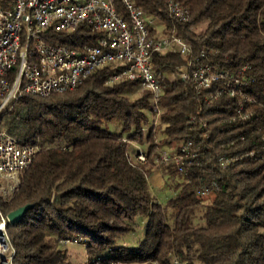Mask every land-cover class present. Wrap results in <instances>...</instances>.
<instances>
[{
	"label": "trees",
	"instance_id": "obj_1",
	"mask_svg": "<svg viewBox=\"0 0 264 264\" xmlns=\"http://www.w3.org/2000/svg\"><path fill=\"white\" fill-rule=\"evenodd\" d=\"M132 1L165 36L174 30L190 53L152 56L158 115L149 91L133 96L137 82L106 83L118 72L112 66L72 91L24 96L0 114V129L37 147L11 200L0 198L3 216L32 205L7 225L13 264H71L58 248L68 238L87 248L93 264H264V0H177L186 21L169 14L167 0ZM99 38L86 24L42 35L71 48ZM199 68L215 79L196 90ZM187 143L191 152H182ZM156 167L175 191L163 206L148 186ZM138 222L137 244H118Z\"/></svg>",
	"mask_w": 264,
	"mask_h": 264
},
{
	"label": "built area",
	"instance_id": "obj_2",
	"mask_svg": "<svg viewBox=\"0 0 264 264\" xmlns=\"http://www.w3.org/2000/svg\"><path fill=\"white\" fill-rule=\"evenodd\" d=\"M119 3L125 17L117 12L115 0H10L8 8L0 7V114L10 112L24 96L44 98L72 91L94 71L112 66L118 72L106 83L137 82L140 89L149 91L152 111L158 115L161 89L152 72V56L175 53L185 57L190 48L174 30L167 36H150L149 30L158 27L157 19L141 12L132 0ZM167 9L178 21L189 17L177 0H167ZM82 24L100 34L94 46L71 48L42 39L46 31L71 33ZM179 77L187 78L184 73ZM192 78L196 90L208 88L215 79L207 68H199ZM181 150L191 152L190 143ZM36 152V146L19 145L0 129V198L4 202L11 200L20 174L30 166ZM172 159L175 165L181 164L180 159ZM137 160L143 162L144 157L138 155ZM161 161L167 163L169 155L163 152ZM220 162L225 164L222 159ZM7 225L6 216L0 212V264H13ZM60 243L76 245L79 241L68 238ZM172 264L182 263L174 259Z\"/></svg>",
	"mask_w": 264,
	"mask_h": 264
},
{
	"label": "rangeland",
	"instance_id": "obj_3",
	"mask_svg": "<svg viewBox=\"0 0 264 264\" xmlns=\"http://www.w3.org/2000/svg\"><path fill=\"white\" fill-rule=\"evenodd\" d=\"M157 27V33L156 36H165L163 32V28L159 23ZM196 33H201L203 30V24H200L194 28ZM141 89L137 88L134 92V97L138 96L140 94ZM153 122L152 126H155L158 124V118L154 117L151 119ZM106 127L112 131V125H106ZM161 137L160 133L156 134V138ZM168 154V152H165ZM148 186L149 191L152 196V198L158 202L160 205H164L165 201L168 200L170 197L174 195V187L173 184H171L169 181L165 180V178L161 175L160 170L158 167H156L152 174L148 178ZM141 223L138 222L135 226L134 232L132 234H128L126 236H123L117 240L118 244L124 245V246H135L138 242V240L141 237ZM59 249H61L67 256L68 261L71 264H93V262L96 260L95 257L89 258L87 248L81 244L76 245H66V246H59Z\"/></svg>",
	"mask_w": 264,
	"mask_h": 264
},
{
	"label": "water",
	"instance_id": "obj_4",
	"mask_svg": "<svg viewBox=\"0 0 264 264\" xmlns=\"http://www.w3.org/2000/svg\"><path fill=\"white\" fill-rule=\"evenodd\" d=\"M31 208H32V205H26V206H23V207L15 210V211L9 213L6 216L7 224L11 225V224H15V223L21 221L24 214L26 213V211L30 210Z\"/></svg>",
	"mask_w": 264,
	"mask_h": 264
},
{
	"label": "crops",
	"instance_id": "obj_5",
	"mask_svg": "<svg viewBox=\"0 0 264 264\" xmlns=\"http://www.w3.org/2000/svg\"><path fill=\"white\" fill-rule=\"evenodd\" d=\"M156 33H157V28H156Z\"/></svg>",
	"mask_w": 264,
	"mask_h": 264
}]
</instances>
